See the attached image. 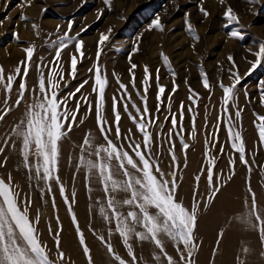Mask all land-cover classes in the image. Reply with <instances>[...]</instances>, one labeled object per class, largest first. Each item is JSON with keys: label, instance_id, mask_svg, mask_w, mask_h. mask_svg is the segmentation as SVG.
I'll use <instances>...</instances> for the list:
<instances>
[{"label": "snow or ice", "instance_id": "snow-or-ice-1", "mask_svg": "<svg viewBox=\"0 0 264 264\" xmlns=\"http://www.w3.org/2000/svg\"><path fill=\"white\" fill-rule=\"evenodd\" d=\"M203 2L204 0H200L199 12L207 19L210 13L203 7ZM246 2L254 5L259 3V0ZM27 3L30 6L31 0H27ZM103 3L109 9L112 6V0H103ZM219 3L226 5V0H219ZM102 15L103 9L98 10L97 18ZM223 17L224 28L238 26L240 23L238 14L230 5L226 6ZM19 19L27 23L30 18L21 14ZM184 24L187 35L193 41L191 47L195 53L200 37L188 13H185ZM32 28L39 37L40 26L33 22ZM67 28L68 31L48 41L55 51L51 61L45 63L41 57L37 63L33 59L37 45L35 42H29L27 47L22 48L24 59L12 72L6 74L5 68L0 66V93H3L0 122H5L13 112L20 113L10 130L0 138V157L3 158L0 161V170L6 168L9 160V156L5 155L6 151L17 153L29 187L37 189L42 203H50L53 211V215L44 221L48 236L53 241V246L49 247L40 228L43 212L37 208L35 215L32 214V194L24 191L11 172L0 175V264H75L63 247L64 226L59 215L57 192L66 206V214L73 226L77 247L86 264H96L86 233H90L103 246L105 255L110 258L109 264H198L197 253L203 243L198 235L199 222L213 205L217 194L235 175L234 154H238L239 162L248 171L246 187L250 203L247 199L244 201L248 211L240 219L252 230L258 231L260 242L264 245V214L258 208L256 192L251 185L256 153L253 152L252 162L249 163L246 142L242 135L243 109L236 102L242 77L233 55L227 56L231 65L226 70L230 83L225 84L222 77L217 82L222 90L220 115L217 122L211 125L213 131L206 134V163L194 176L191 199L186 203L179 194L184 181V169L188 167L187 150L190 147L183 133L187 115L191 125V139L196 140L199 93L189 86V103L186 105L184 101H180L178 108L173 112V95L179 87L176 83L177 73L169 56L161 51L160 59L172 77V87L170 92L166 93V86L160 82V68H157L154 80L156 106L154 110L149 107V90L153 87L152 71L147 64L143 65L141 87H137L135 69L138 65L132 62V56L141 51V33L137 35L128 55L129 84L123 83L115 72L112 74L119 87L111 97L110 118L106 94L110 81L106 66L100 63V57L103 47L110 41L113 29L109 27L107 32L100 33L96 62L89 69L92 75L73 91L68 89L71 81L77 79L78 63L85 57L84 41L80 38L81 32L70 34L74 32L73 20L67 21ZM60 29L61 26L57 25L56 32L60 33ZM152 30L160 33L166 30L159 14L155 15L145 29ZM227 34L230 38L244 39L238 27L231 29ZM13 38L17 43H23L18 33H14ZM70 46H74V51L70 53V60L64 62L62 52ZM249 51L256 57L255 61H247L252 65V69L264 64V42H258V51ZM65 63L69 65L67 76ZM33 66L38 77L35 85L30 87L28 80ZM218 68L221 72L224 71L222 66L218 65ZM198 69L202 86L209 91L211 99L217 85L210 84L209 76L202 65H198ZM89 81L91 91H82L89 85ZM187 83L186 78L185 84ZM129 86L132 91H129ZM133 93L139 98L140 105L133 99ZM258 93L259 103L264 107V81L259 82ZM244 95L251 103L247 90ZM162 107L168 113L164 116V121L171 125L166 132L165 123L160 121L158 115ZM205 108L204 127L207 129V105ZM230 108L235 110L234 116ZM93 115L95 131L89 130L80 142L74 145L78 154L74 158V173L69 188V184L61 176L63 145L71 139V134ZM253 115L258 142L264 145V115L256 113L255 110ZM122 116L131 121L132 127H123ZM221 120L227 132L225 143L232 150L228 153L227 178L222 170L216 171L220 154L225 153V147L220 144L218 136ZM177 144L184 156L183 167L177 155ZM165 157L170 162L171 171L168 172L161 166ZM67 163L71 166L73 157H69ZM260 167L264 173V165ZM80 175H83V187L90 201L87 204V213L89 216L98 213L103 231H97L91 220L82 226L78 219L76 181ZM202 177L206 182L204 192L200 189ZM97 191L101 193L99 197L94 196ZM225 232L226 229L221 228L217 234L213 258L219 250ZM117 244L122 246L124 255L117 251ZM145 244L152 246L151 261L138 254V247L142 250ZM169 244L173 248L171 254L168 251ZM243 251L248 253L250 249L244 248ZM261 255H264V252H261ZM235 264H246V260L237 256Z\"/></svg>", "mask_w": 264, "mask_h": 264}, {"label": "rangeland", "instance_id": "rangeland-1", "mask_svg": "<svg viewBox=\"0 0 264 264\" xmlns=\"http://www.w3.org/2000/svg\"><path fill=\"white\" fill-rule=\"evenodd\" d=\"M228 5L236 11L240 23L238 26L232 25L224 28L225 19L223 13ZM199 7L200 0H174V2L173 0H112L110 9L104 5L103 0H31L30 6L27 0H0V66L5 68L6 74L12 72L14 67L24 59L25 53L22 51V48L27 47L29 42H35L37 45V50L33 57L37 63L40 62L41 57H43L45 63L51 61L55 55V51L48 41L68 31L67 21L73 20L74 32L70 34L81 32L80 38L84 41L83 50L85 52V57L77 65V79L72 80L69 85L68 90L74 91L75 87L92 75L89 69L96 62L97 41L99 40L100 33L107 32L108 28L111 27L113 31L110 41L103 47L100 57V63L106 66L110 81V87L106 94L109 117L111 118V97L119 87L112 74L115 72L121 77L123 83L129 84L130 76L128 69L130 65L128 63V55L131 52L137 35L143 33L140 44L141 51L132 56V62L138 65L137 69H135L137 87H141L140 81L143 78V65L147 64L152 71L153 87L149 90V107L154 110L156 106L154 80L157 68H160V82L166 86V93L170 92L172 87V77L160 59L161 51L169 56L177 73L176 83L179 87L176 94L173 95V112L178 108L180 101H184L186 105L189 103L187 99L189 86L200 95V99L197 102L196 140L193 141L191 139V125L187 115L185 117V132L183 133L190 147L187 150L188 167L184 169V181L181 189L184 186L188 192L185 191L184 193V190L180 189V196L188 203L191 199L194 176L198 174L199 169L206 163L204 158L206 134L213 131L211 125L217 122V117L220 115L222 90L218 87L217 82L222 77L225 84L230 83L226 70L231 65L227 61V56L229 54L233 55L239 67V75L242 77L241 83L238 85L239 96L236 102L243 109L242 135L246 142V153L249 163L252 162L253 152L256 153V163L253 165L251 173V185L256 192L258 208L264 214V173H262L260 167L264 165V145L259 144L258 133L253 123L255 119L253 110L258 114L264 115V107H261L259 103L258 93L259 82L264 81V64L252 69V65L247 62L256 60V57L250 54L249 49L251 51H258V42H264V0H259V3L254 5L247 3L246 0H226V5H221L219 0H204L203 7L210 13L207 19L199 12ZM101 9H103V15L98 19L97 12ZM185 13L190 15V20L200 37L199 42L196 44L195 53H193L191 47L193 41L185 31ZM21 14L30 18L27 23L19 19ZM156 14L160 15L162 22L166 25L164 33L156 30L145 31ZM33 22L40 26L41 34L39 37L35 35V30L32 28ZM57 25L61 26L60 33L56 32ZM235 27L241 30L244 35L243 40L228 36L227 33ZM84 28L87 30L82 31ZM14 33L19 34V39L23 43H17L13 38ZM73 51L74 46L65 49L62 52V61L68 62L70 60V53ZM198 65H202L205 68L210 79V84L217 85L214 87L211 99H209V91L202 86ZM218 65L223 67V72L219 70ZM250 69L251 71H249ZM68 70L69 65L65 63L66 76ZM47 71L48 69L46 68V74ZM37 77L38 73L33 66L30 69L28 80L30 87L35 85ZM186 78L187 84H185ZM61 86L63 87V85ZM245 90L249 93L251 103L245 98ZM82 91H91V81H89V85H86ZM129 91H132L130 86ZM78 95L79 93H77ZM14 98L15 90L13 92ZM2 99L3 93H0V104H2ZM133 99L140 105L141 102L134 93ZM206 105L209 124L207 129L204 127ZM230 111L234 116L235 110L230 108ZM19 115V112H13L6 118L5 122H0V138L10 130L11 125ZM158 115L160 116V121L165 123L164 130L166 132L171 127L169 122L164 121V116L168 115L166 109L162 107ZM122 124L124 128L132 127L131 121L126 116H122ZM89 130L95 131L94 115L89 117L84 125L72 133L71 139L65 141L63 145L64 159L61 164V176L69 184V188H71V176L74 173V158L78 154V149L74 148V145L80 142L82 136ZM218 136L220 144H223L225 147V153L220 154L216 171L222 170L225 178H227L229 171L228 153H231L232 150L225 143L227 141V132L222 120ZM220 144L217 145V148L220 147ZM5 155L9 156V160L6 168L0 170V175H7L8 172H11L24 191L32 194L34 200L32 214L35 215L37 208H40L43 212L44 215L42 216L40 228L43 232V238L48 242L49 247H52L53 241L48 236L44 223V221L53 215L51 204L44 205L39 198V191L34 187H29V182L19 155L11 151H6ZM177 155L180 158L181 167H183L184 156L178 144ZM69 157H73V164L71 166L67 163ZM234 158L236 159L235 175L222 188L221 192L217 194L213 205L199 222L198 235L203 243L200 251L197 253L198 264H213V259L214 264H235L237 256L245 259L246 264H264V255H261V252H264V245L260 242L258 231L252 230L246 224L242 230L240 228L237 230L238 228L231 221L235 215L234 212L240 213V217L247 213L248 208L244 204L246 199L250 203L246 187L248 171L239 162L238 154H234ZM2 159L0 157V161ZM169 163L168 158L165 157L161 166L166 172L171 171ZM83 183V175H80L76 181V191L79 200L78 207L76 208L78 219L82 226L86 225L88 220H91L97 231H103L104 229L100 226L101 222L98 213L95 216H89L87 213V204L90 201H88ZM94 187L96 186L94 185ZM205 188L206 182L202 177L200 183L201 192H204ZM260 194L262 197L259 196ZM100 195L101 193L97 191L95 197H99ZM224 197L227 198L228 204L230 201L232 202L233 207L228 210L227 216H224L226 220L223 218L222 225L219 226L218 224V226L220 229L225 228L226 232L232 230L233 235L228 238L225 232L219 250L213 258L212 253L216 247L217 237H215L216 234L214 237L210 236L209 233L212 228L208 222L211 219L214 206ZM56 200L59 206V215L64 226L62 233L64 250L75 261V264H86L81 251L77 247L73 226L66 214V206L63 205L58 192ZM236 204L239 205L240 211L238 207L236 208ZM52 223L55 228L54 219ZM86 236L93 249L96 264H109L110 258L105 255V250L99 244V241L90 233H86ZM244 248H248L250 251L244 253ZM117 251L121 252L122 255L125 254L122 246L119 244H117ZM152 251V246L148 244H145L142 250L138 247V254L149 261H151ZM168 251L170 254L173 252L170 244Z\"/></svg>", "mask_w": 264, "mask_h": 264}, {"label": "bare ground", "instance_id": "bare-ground-1", "mask_svg": "<svg viewBox=\"0 0 264 264\" xmlns=\"http://www.w3.org/2000/svg\"><path fill=\"white\" fill-rule=\"evenodd\" d=\"M241 177H243V176H241ZM186 186V185H185ZM184 193H185V191L186 192H188L187 191V188H184V186H183V188L181 189ZM231 192V191H230ZM229 192V193H230ZM97 193V192H96ZM96 193H94V196H95V194ZM180 194V193H179ZM228 195V194H227ZM259 196H261L262 197V195L260 194ZM237 205V204H236ZM231 207H233L232 206V202L230 201V203L228 204L227 203V198L226 197H224V198H222L220 201H219V203L218 204H216L215 206H214V208H213V212H212V216H211V219H209V224H211L210 225V227L212 228V230H211V232L209 233L210 234V236L212 237H214L215 236V234H216V236L215 237H217V234H218V230L220 229V225H222L221 224V222H222V220H223V218H224V216H227L226 214H227V212H228V210L229 209H231ZM238 207V210L240 211V209H239V205H237L236 206V208ZM262 209V208H261ZM241 213H242V211H241ZM234 216L232 217V222H234V224H235V226L238 228L237 230H239V228L242 230L246 225H245V223L243 224L242 223V221H240L241 219H240V213H236V212H234ZM225 219V218H224ZM228 219V218H227ZM212 222H211V221ZM214 220V221H213ZM219 220V221H218ZM226 220V219H225ZM227 222H228V220H227ZM218 224H219V226H218ZM214 230V231H213ZM236 230V232L238 233V231ZM226 235H227V237L229 238V237H231L232 235H233V233H232V230L231 231H227L226 232ZM246 235H247V233H246ZM209 236V237H210Z\"/></svg>", "mask_w": 264, "mask_h": 264}]
</instances>
